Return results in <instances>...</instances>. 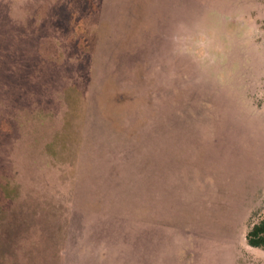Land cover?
<instances>
[{"label": "rangeland", "instance_id": "rangeland-1", "mask_svg": "<svg viewBox=\"0 0 264 264\" xmlns=\"http://www.w3.org/2000/svg\"><path fill=\"white\" fill-rule=\"evenodd\" d=\"M264 0H0V264H264Z\"/></svg>", "mask_w": 264, "mask_h": 264}, {"label": "trees", "instance_id": "trees-1", "mask_svg": "<svg viewBox=\"0 0 264 264\" xmlns=\"http://www.w3.org/2000/svg\"><path fill=\"white\" fill-rule=\"evenodd\" d=\"M246 240L250 247L264 249V218L252 225L247 232Z\"/></svg>", "mask_w": 264, "mask_h": 264}]
</instances>
